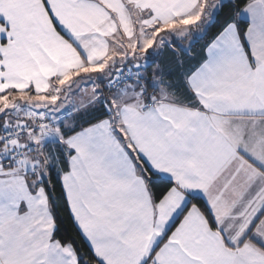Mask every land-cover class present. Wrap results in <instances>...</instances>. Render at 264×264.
Here are the masks:
<instances>
[{
    "label": "snow or ice",
    "instance_id": "6c2138e0",
    "mask_svg": "<svg viewBox=\"0 0 264 264\" xmlns=\"http://www.w3.org/2000/svg\"><path fill=\"white\" fill-rule=\"evenodd\" d=\"M169 13L188 18L130 45L112 95L93 85L68 108L70 78L51 88L24 62L30 32L70 34L64 16L53 0H0V264H264V0H158ZM165 46L195 62L149 75ZM126 128L147 167L125 193ZM53 177L87 253L61 238Z\"/></svg>",
    "mask_w": 264,
    "mask_h": 264
},
{
    "label": "crops",
    "instance_id": "0c3cea01",
    "mask_svg": "<svg viewBox=\"0 0 264 264\" xmlns=\"http://www.w3.org/2000/svg\"><path fill=\"white\" fill-rule=\"evenodd\" d=\"M190 2L197 3L198 7L202 0H190ZM64 3L70 11L61 7L60 0H53L54 10L64 16L70 34L60 32L58 29H53L51 25H47L52 41L42 45L38 33L30 32L27 47L24 49V62L31 69V74L47 77L51 88L64 89L65 86L61 81L70 78V84L65 90L59 92L60 96L67 94L71 97L75 87L82 85L83 81L87 83L88 87L80 90L82 92L80 96L84 95L85 90L90 92L93 85H98L103 90V96L112 95L113 93L105 85L122 73L123 68L132 66L133 53L130 45L134 42L139 44L145 34L155 36L154 30L158 27L165 28L172 23H180L188 18L184 15L176 16L169 13L170 19L167 20V23L160 20L156 17L158 0H64ZM180 7L182 5L177 6L178 9ZM37 11L41 19H47L43 16L45 9L37 6ZM48 15L51 16V13ZM189 39V37H185L182 43L187 45ZM2 47L11 50L14 45L10 42ZM179 50L177 48L173 52L168 46H165L162 51H159L156 64L153 65L149 75L155 73L157 68H162V63H171L173 54L176 58L174 57L172 60H177ZM191 54L194 56L192 48ZM184 61L186 65L195 62L189 61L187 55L184 56ZM106 63L108 67L104 71H97ZM57 65L63 66L62 76L56 74ZM23 76L24 73L21 72L16 79H22ZM165 79L172 78L165 77ZM108 80L109 82H107ZM26 94L35 95L31 89H28ZM48 94L41 92L39 95ZM11 95L17 94L11 93ZM3 99L0 96V100ZM78 101L73 99L72 106H78ZM65 115H70V113ZM125 130L128 133V143L135 146L133 152L129 153L121 144L119 150L123 166L120 173L113 177V182L120 192L126 193L135 190L138 173L141 169H146L147 166L136 154L144 144L140 133L134 137L132 130L127 128ZM137 140L140 142L136 143ZM153 159L155 158L153 157Z\"/></svg>",
    "mask_w": 264,
    "mask_h": 264
},
{
    "label": "trees",
    "instance_id": "16d2710c",
    "mask_svg": "<svg viewBox=\"0 0 264 264\" xmlns=\"http://www.w3.org/2000/svg\"><path fill=\"white\" fill-rule=\"evenodd\" d=\"M232 11L233 10L231 8H229V7L224 8L223 12H222V17H226V18L230 19L231 18L230 13H232ZM213 34H214V32L210 33L209 38ZM204 43H205L204 40H200L194 47H192V52H193L194 56H197V58H199V53H200V50L203 47ZM184 56H185V54L182 53L179 50V55H178L177 60L176 59L172 60L175 57V54H173L171 56L172 57L171 63H167V64L162 63L161 64L162 65V69H164V70L173 69L174 71L178 72L180 70L179 67H178V61L181 58L184 61ZM185 67H187L186 64H185ZM150 73H151V71H150ZM52 183L56 185V191H55L54 195L58 198L57 199V211L59 213V218L62 221V224H61V238L62 239H68V240H71V241H74V242L78 243L82 247L83 251L85 253H87V251H88L87 250V246H86L84 240L79 235V233L76 231L75 227L73 226L72 218L70 217V215L68 214L67 209L64 206L63 199L60 198V187H59V184H56L55 177H53ZM89 264H91V260L90 259H89Z\"/></svg>",
    "mask_w": 264,
    "mask_h": 264
},
{
    "label": "rangeland",
    "instance_id": "374dc122",
    "mask_svg": "<svg viewBox=\"0 0 264 264\" xmlns=\"http://www.w3.org/2000/svg\"><path fill=\"white\" fill-rule=\"evenodd\" d=\"M129 68H132V66H128ZM122 70H124V68L122 69ZM107 82H109V80L107 81ZM88 86H87V83L85 82V81H83V83H82V85H80V86H76L75 88V90H73V92H72V94H71V97H72V99H71V97L70 96H68L67 94L65 95V96H67L68 98H69V100L71 101V103H68L66 106L68 107V108H72L73 106H72V103H73V99H75V100H80V98H81V96H80V94L82 93V92H80V90H82V89H85V88H87ZM69 93V92H68ZM61 97H64V96H61ZM3 102V100H0V103H2ZM78 103H79V101H78ZM55 108L57 109V110H59V104H57L56 106H55Z\"/></svg>",
    "mask_w": 264,
    "mask_h": 264
},
{
    "label": "built area",
    "instance_id": "2783aa9c",
    "mask_svg": "<svg viewBox=\"0 0 264 264\" xmlns=\"http://www.w3.org/2000/svg\"><path fill=\"white\" fill-rule=\"evenodd\" d=\"M128 69H129V67H126V68L123 70V72L120 73V74L118 75V76L121 77L122 80H123L124 77H127V75H128ZM118 76H117V77H118ZM117 77L114 78L113 81H115V80L117 79Z\"/></svg>",
    "mask_w": 264,
    "mask_h": 264
}]
</instances>
